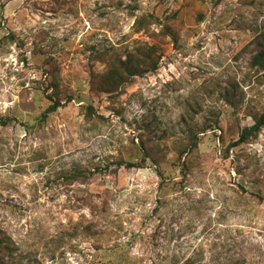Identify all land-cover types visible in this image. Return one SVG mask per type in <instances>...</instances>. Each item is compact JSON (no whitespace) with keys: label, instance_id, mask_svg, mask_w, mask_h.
Wrapping results in <instances>:
<instances>
[{"label":"rangeland","instance_id":"1","mask_svg":"<svg viewBox=\"0 0 264 264\" xmlns=\"http://www.w3.org/2000/svg\"><path fill=\"white\" fill-rule=\"evenodd\" d=\"M144 15L157 23L138 31ZM142 44L161 48L157 71L92 91L109 55ZM261 50L264 0H0V228L15 264H264V129L229 147L264 113ZM53 92L62 105L36 124ZM88 105L104 120L85 121ZM191 131L182 168L173 150ZM141 142L166 155L161 190L149 160L115 169ZM96 166L87 184L58 176Z\"/></svg>","mask_w":264,"mask_h":264},{"label":"trees","instance_id":"2","mask_svg":"<svg viewBox=\"0 0 264 264\" xmlns=\"http://www.w3.org/2000/svg\"><path fill=\"white\" fill-rule=\"evenodd\" d=\"M145 21H148L146 24ZM145 23V30L149 28L150 25L157 23V18L153 15H144L136 20V27L138 31L144 29ZM168 32L161 31V34H157L158 36H169L170 32L167 28ZM160 51L161 48L156 44H142L141 47L136 48L132 53H128L125 59L115 55H109L107 58V69L101 75H91V88L92 91L96 92H103L106 94H113L119 90L120 87L131 84L133 79L136 77H143L144 75L150 73H154L159 68V60H160ZM107 55L99 56L96 59L105 62V57ZM250 69L253 70L255 74H262L264 77V50L259 51L256 53L250 63ZM48 100L50 101L49 106L45 108L44 112L40 115L38 119H36V124L43 123L50 114H53L57 111V109L62 105L61 97L58 96L57 92H53L51 95H48ZM83 117L85 121L94 123V121H103L104 117L96 113L94 107L92 105H88L83 107ZM12 121V120H11ZM10 120L7 121L5 119L0 118V126L6 127L9 124ZM215 125L216 122H215ZM264 129V113L259 114L254 117V124L250 127L243 128L237 140L233 141L230 144V148H235L246 144L247 141L250 139H255L261 131ZM201 136L200 133H192V131L182 138L181 145L177 148H174V154L176 158V163L180 164L183 168L185 163V158L192 153H194L199 145V141ZM139 151L142 152L143 157L138 161H123L118 160L115 162V169H124V170H132V169H139L142 168L144 163L149 160L151 165L155 170V175L159 179L158 190H161L163 187L169 185L173 179L167 178L164 176L162 171V165L166 161V155L162 156V158H158L153 153L151 147L147 146L143 142L140 144ZM184 161V162H183ZM182 163V164H181ZM179 165H176L177 167ZM101 168L96 166L92 169H73L69 172H63L58 174L61 176V179L66 181L67 183L79 182L81 184H87L89 181L92 180V177L95 173L101 172ZM172 186H175L173 184ZM100 196L101 202L99 205L89 206L90 215L92 216V221H90L87 225H85L84 229L87 233L94 232L93 228L95 227V219L98 217L106 218L108 216L110 210V203L109 201L112 199L113 194L105 190ZM259 199L260 196H258ZM95 235V233H93ZM14 244L10 241L9 236L5 234V232L0 228V264H5L3 261L7 259L6 264H15V260L18 259L16 255H14L15 251ZM97 259H103L101 257ZM193 259V258H191ZM111 258L107 259L106 264H111ZM189 263V262H188ZM190 263H194L193 260H190Z\"/></svg>","mask_w":264,"mask_h":264}]
</instances>
